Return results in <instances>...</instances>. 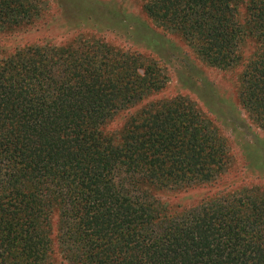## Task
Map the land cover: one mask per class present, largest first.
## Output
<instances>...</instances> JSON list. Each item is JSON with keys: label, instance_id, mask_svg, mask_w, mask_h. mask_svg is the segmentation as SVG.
<instances>
[{"label": "trees", "instance_id": "trees-1", "mask_svg": "<svg viewBox=\"0 0 264 264\" xmlns=\"http://www.w3.org/2000/svg\"><path fill=\"white\" fill-rule=\"evenodd\" d=\"M41 1L0 0V30L30 24ZM139 2L208 66L239 67L238 102L264 128V0ZM189 74L180 84L203 98ZM166 80L155 62L92 37L0 52V264H49L51 210L67 264H264V189L177 209L153 193L209 185L227 162L222 134L186 95L135 108ZM243 153L264 172L263 152Z\"/></svg>", "mask_w": 264, "mask_h": 264}, {"label": "rangeland", "instance_id": "rangeland-1", "mask_svg": "<svg viewBox=\"0 0 264 264\" xmlns=\"http://www.w3.org/2000/svg\"><path fill=\"white\" fill-rule=\"evenodd\" d=\"M39 15L25 26L0 30V52L7 53L31 43L62 44L76 36L97 38L122 51L138 54L145 61L155 62L167 76L162 91L142 100L135 108L149 100L183 94L193 100L198 109L208 117L222 134L227 148L226 170L209 185L181 190H152L171 209L193 203L202 195H212L219 190L228 191L240 186L264 189V172L247 164L243 145L248 146L257 162L264 153V128L258 127L245 112L235 92L233 69L213 68L196 56L189 43L177 34L157 27L140 8L139 0H42ZM191 72V87L201 88L203 98L181 85L183 77ZM213 108L211 112L207 109ZM134 108V109H135ZM133 108L119 112L106 124L105 129L119 130ZM264 156V155H263ZM188 196L189 199H185ZM184 198L180 201V198ZM181 202V204H180ZM184 204V205H183ZM58 216L51 210L49 216V264H67L57 242Z\"/></svg>", "mask_w": 264, "mask_h": 264}]
</instances>
